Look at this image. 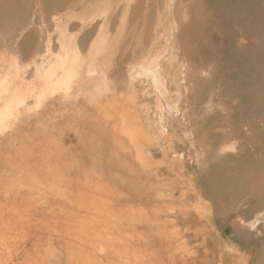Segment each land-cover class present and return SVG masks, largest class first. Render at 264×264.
<instances>
[{
    "label": "rangeland",
    "instance_id": "1",
    "mask_svg": "<svg viewBox=\"0 0 264 264\" xmlns=\"http://www.w3.org/2000/svg\"><path fill=\"white\" fill-rule=\"evenodd\" d=\"M50 1L0 0V24L6 18L20 21L22 12L28 10V13L33 15L40 11H47L53 16L54 12V15H60L63 23L68 26L73 23L74 15L84 9L83 33L85 29L96 27L97 22L101 20L100 24H102L103 20L109 17L106 28L114 31L108 34L104 32L103 37L108 42L104 43L103 48L106 52L107 50L114 52L113 64L109 63L111 69L115 67L114 70L123 73V64H128V60L132 57H137L144 52H149L151 55L163 49L161 53L164 54L162 57L164 60H160L161 53L157 54L162 70L169 73L170 69H172L171 72L176 69L175 66L181 69L175 82L171 79L170 73L166 75V82L162 83L165 79L160 82V85L163 84L162 87L158 83L154 85L148 77L132 79L126 69L127 66L125 67L124 80L131 82L132 87L128 90L129 95L133 93L135 102H138L132 105L126 116V119L133 121V124L126 123V141L110 146L109 152L112 151L115 154L118 150L116 154L122 158L114 162V165L117 164L115 169L107 170L105 163L98 160L95 161L96 168L93 164L94 170L98 174L101 172L103 174L96 176L101 177L100 184L104 186L107 183V188L112 190L109 195L113 194L112 196L115 197L113 199L119 201L122 199L123 202H120L126 203V198L125 201L123 199L126 197V173L137 172V170L140 172L146 166L145 163L142 164V157H145L144 149L148 147L150 140H156L152 139V136L158 128V131L164 133H161L162 137H157V144H159L157 150L161 161H157L156 165L149 161L148 163L153 169H161L163 187V194H161L164 197L162 199H167L166 197L171 194V204L175 205L168 212L171 213V218L163 220V224L165 223L163 235L168 234L167 237L164 235V240L167 238L173 242L168 248L177 253L176 260L178 259L181 264H247L248 260L249 264H264V219L260 222L261 236L248 233L245 229L237 231L235 228L237 218H239L238 221L240 218L244 221L250 219L256 211H264L262 197L264 193V0H143V3L142 0L139 2L136 0ZM171 1L173 5L176 4L174 7L173 5L171 7ZM96 6H108V16L102 14L89 20L88 16ZM65 9L66 11L63 12L62 10ZM54 17L57 18V16ZM89 33L92 32L89 31ZM84 35L87 34L84 33ZM156 48L157 50L153 51ZM169 52L175 56L173 60L175 63L165 59ZM124 56L126 61L123 63ZM92 62L95 61L92 60ZM143 64L140 63L137 66V71H140ZM104 65H106L105 61ZM173 66L174 68H171ZM185 78L189 80V83ZM158 87L161 88V92L158 91ZM121 88L123 87L115 89L116 94L114 92L115 97L119 99H117L118 107H115L114 114L117 113L120 116L125 109L127 110L129 104L126 102L124 104L125 97L128 99L129 95ZM193 91L197 99L192 95ZM158 92L160 95L157 94ZM157 103L161 106L160 114L155 111ZM148 106L151 108L149 109ZM132 111L135 112L132 113ZM114 119H110L108 124H105L108 126H106L107 132L111 133L113 129H117ZM61 120L56 121L55 125H59ZM120 121L121 119L118 122V128L122 125ZM156 121L159 123L157 125L161 126L160 129L156 126ZM61 122L62 130L73 131L72 119L67 117L66 122ZM82 124V126L85 125ZM130 126L136 127L141 135V140L135 143L136 145L132 144L129 138V133L135 130ZM87 130L88 128L80 129L83 134ZM120 130H123L122 127ZM22 133H26V130L22 129ZM166 133L168 138L165 136V139ZM95 135L93 137L96 138ZM222 138H224L223 142ZM217 139H220L219 143ZM28 140L25 136L18 139L9 137L1 144V152L4 154L9 152V155L16 157L25 156L29 153L28 149L31 145ZM67 140L74 139L68 137ZM66 145L68 148L71 146L76 152L81 150L80 145ZM88 145L85 149L88 150V147L95 149L94 151L99 154L97 151L99 146ZM222 146L228 149L224 154L219 153V148ZM85 149L82 150L86 152L83 155L100 157L98 154H89ZM121 150L125 152V155L120 153ZM135 154L136 161L142 165L134 160ZM83 163H87V160ZM11 178L12 176L6 177L9 181L6 182L7 184H11ZM91 179V176H79L80 182L72 188L76 189L78 194L80 193L79 196L81 195L78 203L70 199L72 191L58 190L50 184L32 189L31 185L19 182L21 186L18 184L15 188L9 186L15 191L10 192L11 194L7 193L8 199L1 193L0 206H4L6 220L4 222L0 220V235H2L0 236V264H71V262L72 264H92L86 261L76 263L75 258L72 259L74 256L81 255L94 256L93 260L97 264H119L120 262V264H126L127 240L126 223H124L126 219L121 224H116L112 218L100 222L90 220L88 216L91 213L85 212V210L93 209L95 201L85 199L84 196L106 194L101 193V190L88 191L91 187L96 189ZM49 181H52V177ZM112 187L115 188L112 189ZM113 192H117L115 194L117 196ZM183 213L187 216L184 219L180 216ZM211 223L216 228H213ZM117 230L121 231V234ZM120 235L125 240L119 239ZM179 250L181 253L178 252ZM166 251L168 252V249ZM108 260L109 262L106 263ZM159 264H161L160 261Z\"/></svg>",
    "mask_w": 264,
    "mask_h": 264
},
{
    "label": "bare ground",
    "instance_id": "2",
    "mask_svg": "<svg viewBox=\"0 0 264 264\" xmlns=\"http://www.w3.org/2000/svg\"><path fill=\"white\" fill-rule=\"evenodd\" d=\"M136 1L139 2L140 0H136ZM179 2L181 3V1ZM142 3H143V0H142ZM173 4L174 3L171 4V7ZM175 5H173V7ZM140 6L141 5H139V7ZM107 9H108V6H103V7L96 6L94 10H91V14L89 16L88 14L86 15L88 16V18H90L89 20H93L95 16H100L102 14L106 15L107 17L109 13V10L107 11ZM62 11L64 12L66 11V9ZM83 11L84 9H82L81 12L78 11L73 17V23L69 24L68 26H66L63 23V18L60 15H54L55 14L54 12H53V16H52V13L50 14L47 11H43V12L40 11L36 13V15H33V14L28 13V10H25L22 12L20 21L14 18H6L0 24V147H1V144L6 142V139L9 137L10 139L11 138L18 139L19 137L23 138L25 136L26 138L29 139L28 141H30V144H31L28 149L29 153L25 156H20V157L9 155V152L4 154L3 152H1V148H0V198H1V193H3L5 194L4 197L8 199L9 194L15 191L14 190L15 185L18 184L21 186L19 182H22L24 184L26 183V184L31 185L32 189H37L36 187H39L44 184H47V185L50 184L54 187H57L58 190H64V191L67 190L70 192L72 191L70 195L71 197L70 199L73 202L78 203L79 199L81 198L80 197L81 195L79 196L80 193L78 194L75 191L76 189H72V188L75 185H77L78 182H80L79 176H83V175L91 176L92 177L91 181L95 184L96 189L91 187V189L89 188L90 190L88 191L98 192L101 190V193H106V194L104 195L99 194L98 196H95V195L94 196L93 195L84 196L85 199L88 198L92 201H95L93 205V209L85 210V212L91 213V215L88 216L90 220L91 219L98 220L100 222H104L105 219L107 218H110V219L112 218V220H114L116 224L117 223L121 224V222L126 219V222L124 221V223H126V226H125L126 234L125 233L124 234L127 240L126 241L127 242L126 244L127 252L125 256L126 264H159V261L161 264H177L176 262L178 260V259L176 260V257H178V255L176 256L177 253L175 251L173 252L170 251V249L168 248L172 241H170L167 238H165L164 240V237H165L164 235L166 234L163 235V227H164L163 225H165V223L163 224V220L171 218L170 216L171 213H168V212L170 211V209L174 208L175 205L171 204L172 203V199H170L172 198L171 194L170 196L166 197L167 199L165 200L162 199L164 198L162 197V194H163L162 193L163 191L162 178L158 177L156 175V172L154 175L157 177H155L152 174L154 178L156 179L151 180L149 176L150 172L153 171V168H151L148 163V161L150 162L149 149L151 147H155L154 144H157V137L158 138L159 136L162 137L161 133H163V131L162 132L158 131V128H156V133L152 136V139H156V140L155 141L150 140L148 142V147L144 150V152H146L149 155V157H147L146 154H145V157L144 156L142 157V164L144 165L145 163L146 165L144 166L143 170H141L140 172L139 170H137V172L126 173V197H124L123 195L124 201L126 198V201H125L126 203H122L123 202L122 199L120 200L122 202H120L119 200L113 199L115 198L112 196L113 194L109 195V192H111L112 190L107 188L108 186L107 183H105L106 185L104 186L100 184L102 182L100 180L101 177H96V176H100V175L102 176L103 174L102 172L101 174H98V172H96L94 168H96L95 161L98 160L99 162L105 163V165L107 166L106 168L107 170L115 169L117 164L114 165V162L122 158L119 157L118 154H116V152H119L118 150L115 152V154H113L114 152L112 153V151L110 153L109 152L110 146L111 144L112 145L121 144L123 140L126 141V123L130 122L131 124H133V121H129L128 119H126V116H127L128 110L132 107L134 103H137L138 101L135 102V97L133 93L129 95L128 90L129 89L131 90L132 87H131V82L124 80V75H126V73L123 75L125 71V67L127 66L126 69L132 79H136L138 77H143V76L148 77L152 80L154 85L157 83L158 85H160L161 80H164V79L165 80L164 82L162 81V83H165L166 82L165 76L166 75L168 76L169 73L171 74V79H173L175 82L177 80V75L181 73L180 72L181 69L179 70V68L175 66L176 69L173 70L172 72H171L172 69H170L169 73L164 72V70H162L161 65H160L161 63L160 60L163 59L162 57L164 55L161 52L164 51V49L161 51V50H157V48L153 49V51L157 50L158 51L157 53H153L149 55V52L147 53L143 51L144 53H141L137 57L134 56L131 59H129L128 64L124 63L126 61V57L124 56L123 73H121L119 70H114L115 67L111 69L109 63L112 62L113 64L114 52L113 51L111 52L109 50H107L106 52L103 48L105 46L104 43L107 41L103 37L104 32L108 34L109 32L113 33L114 31V30H108L106 28V25H107L106 21L108 20L109 17L106 20H103L105 23L103 22L102 24H100L102 21L100 20L101 21L100 22L98 20L99 22H97V24L95 23L98 26L94 24L96 27L91 26L92 28L85 29L86 31L84 33L87 35H84L83 33L84 25L82 24L83 23V20H82ZM60 12L61 11L59 10L58 13L60 14ZM54 16H57V18H55ZM98 27L99 29H97ZM52 31L53 33H51ZM89 31L92 33L88 34ZM169 36H171V34ZM158 49H161V48H158ZM159 53H161L162 55V56L160 55L161 57L160 60L157 56V54ZM174 57L175 56H173V53L169 52L167 56H165V59H167V61L169 60L171 62H174L173 61ZM92 60H94L95 62H92ZM104 61L106 62V65H104ZM140 63H144L143 67L139 69L140 71H137L138 69L137 66ZM166 63H169V62H166ZM107 64L109 67L107 66ZM171 68H174V66ZM164 69H167V68H164ZM204 76L206 75L204 74ZM120 80H123V81L120 83L119 82ZM169 80H170V77H169ZM186 81L188 82L189 80H186ZM151 85L153 84L151 83ZM119 87H123L121 89L124 91L126 90V92H128L127 94L129 95L128 99L125 97V101L122 99L124 101V104L125 102L129 104L127 106V110L125 109V111H123L121 116L119 114L117 115V113L114 114L115 107H118V104H117L118 98L115 97L116 95H114V92H115V89ZM157 89H159L158 91L161 90V88L159 87ZM178 91L176 92L178 93ZM160 92H158L157 94H159ZM162 94L164 93L162 92ZM170 94L172 95V92ZM141 95H142V92H141ZM174 95L176 96V94ZM192 95H194V91ZM146 96L144 97L147 98L148 96L147 97ZM194 98H196L195 95H194ZM177 101L179 102V100ZM166 102L168 103V101ZM139 103H142V102H139ZM146 103H148V101ZM124 108H126V106ZM150 108L151 107H149V109ZM121 109L122 108H120V110ZM155 111L157 114L161 113V106L158 103L155 106ZM133 112L135 111H132V113ZM68 113L71 115H69ZM67 117H69L70 120L72 119L75 122V125L73 122V126H72L73 131L66 132V130H62L61 121L66 122ZM185 117H187L186 114H185ZM110 119H114L117 125L115 127L117 129L116 130L113 129L111 133L106 131L107 125L105 126V124H108ZM120 119H121L120 122H122L121 123L122 125H120V127H122L123 132L120 130V127L118 128V122ZM58 120H61L59 122V125H55L56 121ZM156 122H157L156 126H158L160 129L161 126L157 125L159 124L158 121ZM82 123H84L85 125L82 126L83 125ZM67 128H68V125H67ZM82 128H85V129L88 128L87 132L83 134L80 131V129ZM130 128L132 129L135 128V130L133 129L134 131H132L131 134L129 133V138H130L131 143L135 144L141 140L140 139L141 135L139 134L140 132L139 130L136 129V127L130 126ZM162 128L164 129V127ZM22 129H25L26 133H22ZM94 134H96L95 135L96 138L93 137ZM165 136H167V133L164 135V137ZM68 137L73 138L74 140L68 141L67 140ZM223 139L224 138H222V142H223ZM219 140L217 139L218 143H219ZM122 143H124V141ZM66 144H69V146L70 144H74L76 146L80 145L81 150L76 152L75 149L71 148V146L68 148ZM90 144L91 146L97 145L100 147V148L97 147L98 148L97 151L99 152V154L94 151L95 149L94 150L89 149V147H88V150L85 149L87 145L90 146ZM127 145H129V143H127ZM158 145L159 144H157V147ZM226 146H222L219 148L220 154H224L225 152H227L228 149ZM84 149L87 150L89 154L90 153L98 154L100 157L85 156L83 154L86 152H82V150ZM120 153H123V151L121 150ZM124 153L123 155H125ZM115 155H118V156H115ZM137 157L141 159L140 156H137ZM85 160H87V163H83V161ZM134 160L136 161V154H135ZM93 164H94V168H93ZM103 164H101L102 167H104ZM138 164H141V163H138ZM127 166L128 165H126V169H128ZM2 168H4V170H2ZM160 171L161 169H159V172ZM110 174H113V173H110ZM9 176H12L10 180L11 184L6 183V182H9L6 179V177L9 178ZM50 177H52L51 182L49 181ZM9 186H13L14 188H11ZM99 187H103V188H99ZM113 188L115 187H112V189ZM116 193H114V195ZM262 197H263V204H264V193H262ZM3 209H4V206H0V220L2 222L6 220L4 219V215L6 212ZM179 209H180L179 211H181V208ZM85 216H87V214ZM180 216H182L183 219L184 217H187L186 213H183ZM263 219H264V211L258 210L256 211V213L253 214V216L250 219H246L242 221L240 218V221H238L239 218H237V220H235L236 221L235 228L237 229V231L240 229L241 230L245 229L248 233H254V235L261 236L262 231L260 229V222ZM192 220L195 221L193 218ZM211 225L213 228H216L213 223H211ZM114 228H117V227H114ZM121 229L123 230L122 227ZM114 231H116V229ZM118 232H120L121 234V231H118ZM117 235L118 234L116 232V237ZM0 236L2 237V235ZM120 238H121V235L119 239ZM172 238L171 240H174ZM123 240H125V238ZM187 240H189V238ZM163 249L165 250V252ZM166 249H168V252L166 251ZM174 250H176V248ZM178 252H180V250ZM74 255L75 254H73V256ZM44 257L46 258V256ZM73 258H75L74 260L76 261V263L78 261L81 263H84V261H86V263L97 264L93 260V258L95 259V257L92 255H81V256H76V257L74 256L72 257V259ZM91 258L92 260L90 261ZM115 258H117V256ZM69 261L71 262V259H69ZM107 262H109V260L106 261V263ZM178 264H181V262L179 261ZM247 264H249V260L247 261Z\"/></svg>",
    "mask_w": 264,
    "mask_h": 264
},
{
    "label": "crops",
    "instance_id": "3",
    "mask_svg": "<svg viewBox=\"0 0 264 264\" xmlns=\"http://www.w3.org/2000/svg\"><path fill=\"white\" fill-rule=\"evenodd\" d=\"M154 145H155V147H151V148L149 149V152H150V162H151V163L154 162V165H156V164H157V161L160 160L161 156L158 155L157 144H154ZM146 146H147V145H146ZM146 148H147V147H146ZM146 148H145V149H146ZM145 149H144V150H145ZM144 153L147 155V157H149V155H148L146 152H144ZM155 172H156V175H157L158 177H161V171L159 172V170H157L156 168H154L153 171H151L150 174H149L151 180L156 179V178H154V176H155V175H154ZM152 174H153L154 176H153ZM157 176H155V177H157Z\"/></svg>",
    "mask_w": 264,
    "mask_h": 264
}]
</instances>
